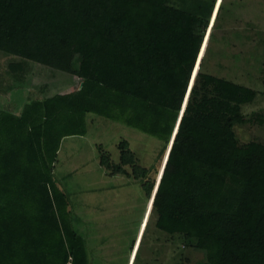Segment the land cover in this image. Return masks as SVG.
Segmentation results:
<instances>
[{
  "label": "trees",
  "instance_id": "1",
  "mask_svg": "<svg viewBox=\"0 0 264 264\" xmlns=\"http://www.w3.org/2000/svg\"><path fill=\"white\" fill-rule=\"evenodd\" d=\"M215 6L0 0V52L80 81L18 113L0 110V264H88L54 178L61 141L86 133L88 113L162 141L157 182L158 168L139 165L125 140L116 162L99 156L109 176L140 181L159 232L182 235L216 264H264V143L241 145L234 131L264 118L242 112L255 90L201 70Z\"/></svg>",
  "mask_w": 264,
  "mask_h": 264
},
{
  "label": "rangeland",
  "instance_id": "2",
  "mask_svg": "<svg viewBox=\"0 0 264 264\" xmlns=\"http://www.w3.org/2000/svg\"><path fill=\"white\" fill-rule=\"evenodd\" d=\"M216 2L201 70L255 90L257 96L242 112L247 118H264V28L257 35L254 27L247 28L241 0ZM254 6L248 16L252 23L261 22L260 8ZM9 64L21 69L12 72ZM79 83L74 76L0 52V110L18 113L31 100L76 91ZM85 121L84 135L61 141L54 178L67 200L63 217L84 239L88 264H216V255L197 250L182 235L168 236L155 228L156 215L140 181L109 176L99 165L100 154L116 162V146L125 140L139 165L158 168L157 182L166 157L162 141L115 118L88 113ZM234 131L241 145L264 143V124L238 125Z\"/></svg>",
  "mask_w": 264,
  "mask_h": 264
},
{
  "label": "crops",
  "instance_id": "3",
  "mask_svg": "<svg viewBox=\"0 0 264 264\" xmlns=\"http://www.w3.org/2000/svg\"><path fill=\"white\" fill-rule=\"evenodd\" d=\"M249 4H250V6H249ZM240 5L244 7V8L241 7V11L244 13H247V14H245V17H246L245 19L247 22V24H246L247 28L254 27L255 28L254 33L256 31V35H257L259 33V30L261 28H264V0H241ZM254 5H256L257 8H260L259 11L256 10V12H258L259 20H261V22H257L254 20V23H252V20H251L252 18H249V16H248L249 15L248 12L249 11L252 12L253 8H255ZM247 35H248V33H247ZM252 35H254V34L252 33ZM241 41H243V39H241ZM256 42H257V39H256ZM242 43H244V42H242ZM255 44L256 43L254 42L253 45L255 46ZM241 47H242V45H241ZM263 90H264V84H263ZM141 228H142V225H141ZM141 228H140V230H141ZM140 230H139V232H140ZM139 234H138V236H139ZM129 263H130V261H129Z\"/></svg>",
  "mask_w": 264,
  "mask_h": 264
},
{
  "label": "built area",
  "instance_id": "4",
  "mask_svg": "<svg viewBox=\"0 0 264 264\" xmlns=\"http://www.w3.org/2000/svg\"><path fill=\"white\" fill-rule=\"evenodd\" d=\"M66 264H72V263H71V258L68 259V261H67Z\"/></svg>",
  "mask_w": 264,
  "mask_h": 264
},
{
  "label": "water",
  "instance_id": "5",
  "mask_svg": "<svg viewBox=\"0 0 264 264\" xmlns=\"http://www.w3.org/2000/svg\"><path fill=\"white\" fill-rule=\"evenodd\" d=\"M211 21V20H210ZM207 35V34H206ZM181 110H183V107H181Z\"/></svg>",
  "mask_w": 264,
  "mask_h": 264
}]
</instances>
